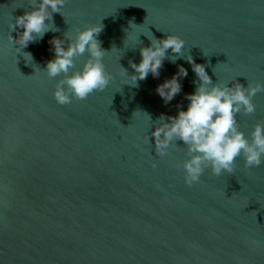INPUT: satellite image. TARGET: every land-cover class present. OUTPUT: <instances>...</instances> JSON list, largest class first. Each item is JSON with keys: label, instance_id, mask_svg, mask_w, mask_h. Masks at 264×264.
I'll return each mask as SVG.
<instances>
[{"label": "water", "instance_id": "1", "mask_svg": "<svg viewBox=\"0 0 264 264\" xmlns=\"http://www.w3.org/2000/svg\"><path fill=\"white\" fill-rule=\"evenodd\" d=\"M33 7L0 0V264H264V156L250 169L239 156L220 176L205 167L189 186L183 141L159 156L150 136L160 114L186 108L195 90L187 54L213 83H264V0H65L49 21L58 31L23 50L31 61L16 53L9 25ZM98 23L109 84L58 104L63 74L43 71L49 41L67 47L65 32L74 39ZM150 32L183 38L184 57L131 86L121 67L134 72L129 61L140 62ZM87 56L74 58L77 68ZM178 65L188 74L165 104L156 87ZM253 103L254 113L236 116L249 139L264 122V91Z\"/></svg>", "mask_w": 264, "mask_h": 264}, {"label": "clouds", "instance_id": "2", "mask_svg": "<svg viewBox=\"0 0 264 264\" xmlns=\"http://www.w3.org/2000/svg\"><path fill=\"white\" fill-rule=\"evenodd\" d=\"M32 2L34 5L32 10L17 16L9 25L12 31L22 29L15 38L11 31L9 40L16 46V53H21L24 58L31 61L32 54L23 50L30 42L42 39L46 32L58 31L49 21L53 13H62L65 0ZM130 24L131 27L138 26L131 22ZM103 27V24L98 23L77 29L74 39L65 32L67 47L65 39L54 36L49 41L54 57L46 61L43 71L49 77L63 74L53 92L58 104H69L73 98L83 100L109 84L111 75L106 71L102 59L106 51L98 39ZM147 37L150 44L140 48V62L129 61L134 72L129 74L121 67L123 74L127 75L126 83L131 86H136L139 80L146 79L149 73L158 78L165 59L174 63L178 57H184L182 52L185 41L180 36L166 33L164 37L157 38L151 33V36ZM169 49L176 55L170 56ZM85 52L88 56L82 66L77 68L74 58ZM186 59L196 74L198 83L194 81L195 90L185 94L189 101L186 108L178 106L175 115L161 113L158 117L150 133L154 140L155 152L159 156H165L172 141H183L186 145L187 158L183 160L182 167L184 182L189 186L200 181L205 167H209L216 176L224 172H233L236 158L239 156L243 157L246 169L259 166L264 156V122H257L254 125L249 139L238 128L236 116L241 111L245 114L255 112L253 97L256 93L264 91V83L248 82L245 86L237 78L231 83H213L205 64L197 63L191 54H187ZM187 74L188 70L183 65H178L176 73L157 85L156 92L165 104L181 92L180 81ZM143 113L149 120L151 119L148 113Z\"/></svg>", "mask_w": 264, "mask_h": 264}]
</instances>
